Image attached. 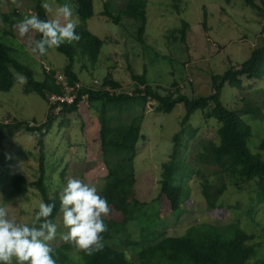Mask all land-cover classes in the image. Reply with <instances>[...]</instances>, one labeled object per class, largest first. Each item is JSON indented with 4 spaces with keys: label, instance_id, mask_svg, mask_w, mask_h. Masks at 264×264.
Instances as JSON below:
<instances>
[{
    "label": "rangeland",
    "instance_id": "obj_1",
    "mask_svg": "<svg viewBox=\"0 0 264 264\" xmlns=\"http://www.w3.org/2000/svg\"><path fill=\"white\" fill-rule=\"evenodd\" d=\"M147 1L145 43L140 44L137 41V27L132 21L123 19L117 25L101 16L106 7L111 14L118 15L127 0H93L96 15L87 22V29L105 43L95 69H84L80 75L82 80L92 81L91 84L99 81L100 89L102 80L111 73L122 84L120 92L134 95L139 86L132 82L128 69L131 66L137 74L146 71L148 84L165 89V94L168 91L174 93L177 90L174 84L177 83L184 94L208 96L213 92L210 73L222 74L231 65L246 61L252 51L263 44L264 0H254L256 8L250 7L244 0ZM21 2L23 6L16 7L12 0H0V42L14 48L18 59L33 69L39 79H43L44 69L46 73H64L68 61L64 55L56 49H50L46 56L38 57L29 50L27 40L19 37L13 23L16 24L34 11L29 1ZM205 11L208 15L207 30L203 25ZM4 12L12 24L5 22L2 16ZM183 22L190 25L184 41L181 38ZM76 66L77 71L80 68L83 70L81 64ZM25 85L18 82L10 92H0V123L5 119L12 124L13 120L43 123L48 118L47 101L36 93L26 94ZM221 100L232 109L240 107L243 100L252 101L260 107L261 118H246L253 134L249 146L254 154L259 153V143L264 138V80H244L242 89L227 86ZM134 103L132 108H128L127 104L124 107L120 105L115 113L110 114L112 133L105 144L100 138L99 112L90 103L81 105L78 112H59L45 138L46 184L50 196L60 197L69 178L94 183L102 196L108 165L122 179L134 181L136 199L148 204L143 214L125 230L134 240H139L143 228L157 222L160 226L158 229H167L168 236H180L198 224L224 226L240 222L247 233L256 235L254 240L249 241V244L256 246V256L250 263L264 259V203L257 201L253 187L250 185L240 190L225 177L228 189L221 198L223 208L210 209L202 197L203 182L209 181L216 186L221 183L219 167L196 161L203 144L219 143L217 121L205 119L204 113L197 111L188 122V126L197 133L192 139L188 133L183 135L182 150L199 175H194L187 183L189 198L186 210L189 218L176 222V216L166 199L158 198L163 178L162 166L170 160L174 148L173 138L182 129L185 108L179 105L171 114L165 115L157 112L158 103L155 101L148 102L145 107L140 102ZM143 114L144 120L140 124L141 131L135 148L124 146L116 132ZM132 140L128 139L127 142L130 144L134 142ZM0 154L5 163L0 179V206H7L10 215L18 221L31 223L39 203L44 201L36 188H30L24 196L12 195L9 178L23 175L31 182L38 179L40 155L36 134L26 131L7 133ZM261 154L264 159V152ZM248 211L251 212L250 216L247 215ZM55 223L59 232H67L63 227L62 214ZM51 243L53 247L71 244L59 236ZM112 244L118 249L121 247L117 238ZM80 252L74 249L73 259L80 257ZM129 256L135 259L132 252H129Z\"/></svg>",
    "mask_w": 264,
    "mask_h": 264
},
{
    "label": "trees",
    "instance_id": "obj_2",
    "mask_svg": "<svg viewBox=\"0 0 264 264\" xmlns=\"http://www.w3.org/2000/svg\"><path fill=\"white\" fill-rule=\"evenodd\" d=\"M27 1L33 5L32 9H34L29 14H37L44 20L49 19L48 13L41 7L44 0ZM55 1L59 4L66 2V0ZM244 1L252 8L257 7L254 0ZM67 2L72 3L74 13L78 17L79 24L76 32L81 39L73 44H63L56 50L68 60L64 67V73L70 83L80 82L82 88L73 105H63V113L78 112L82 97L88 95L89 103L99 112L100 138L102 144H105L112 133L110 114L115 113L120 105L124 107L125 104L129 105L128 103L131 102L128 108H132L136 104L135 101L142 103L145 107L148 102L155 101L158 103L157 112L165 115L171 114L177 106L183 105L186 114L182 121V129L173 138L174 148L170 160L162 166L163 178L160 182L161 192L158 198V200L165 198L171 212L176 216V222H182L189 218L186 210V202L189 198L187 183L194 175H199V172L193 169L184 157L182 138L186 133L191 139L195 137L197 131L188 126V122L195 112L201 111L204 113L205 119L213 118L217 121V133L220 139L218 144L215 142L203 144L202 152L196 160L203 165L220 168L221 183L219 185H212L209 181L201 184L202 197L207 206L212 210L223 208L224 203H221V198L228 189L227 181L235 184L240 190L251 185L256 193L257 201L264 203V159L261 154L264 152V138L259 143L260 152L254 154L249 146L253 137L252 128L246 121V118H261L263 116L261 109L254 102L248 100H243L240 107L232 109L223 104L221 100L223 90L227 86L242 89L244 80H264V40L261 46L252 51L246 61L231 65L222 74L210 73L213 92L208 96L184 94L177 83L174 84V87L177 86L174 93L168 91L165 94V89L154 88L148 84L146 71L143 74H137L131 66L128 69L132 82L139 86L134 95L120 92L122 84L111 73L102 80L103 84L100 86V90L98 86L101 83L94 87L91 84L92 81L85 82L80 77L87 67H91V70L95 69L105 43L104 40L87 29V22L96 15L94 2L93 0H67ZM147 6V0H127L124 9L118 15L111 14L106 7L101 12V16L111 19L117 25L123 19L132 21L137 27V41L144 44L148 21ZM177 9L179 10V8ZM2 16L5 22L12 24L6 12ZM207 20L208 15L205 11L203 25L206 30L208 29ZM189 27L187 22H183L181 36L183 41L187 37ZM262 31L264 32V28ZM36 38L42 37L37 34ZM78 64L82 65L83 70L80 68V71H77L76 65ZM17 73L27 78L25 93H36L48 104L49 93L60 94L62 92L61 87L55 83V71L49 73L44 71V78L39 79L33 69L18 59L14 48L0 42V92L8 93L17 85L18 81L15 79ZM54 109L55 107H49V116L43 123L13 120V124H5L2 121L0 123V147L7 133L16 134L26 131L36 134L37 149L40 155L39 177L34 182L29 181L23 175L10 177L11 194L24 196L30 188H36L45 203H55L56 208L50 217L55 223L56 218L61 214L59 211L60 199L50 196L46 184L47 169L45 166V138L57 119L52 114ZM143 120L144 114L136 118L135 122L133 121L116 132L124 146L135 148L141 131L140 124ZM189 127L191 130L188 131ZM128 139L134 142L129 144ZM4 166L3 155L0 154V179ZM106 167L107 175L104 179L102 196L108 200L112 212L109 217L105 218L108 230L103 234L104 249L92 256L80 252L82 259L75 262L72 251L76 248L72 244L53 247L57 264H252L250 261L256 256V246L249 244V241L254 240L256 235L247 233L240 222L224 226L208 223L193 225L180 236H168L167 229H158L160 226L157 222L153 226L148 225L143 228L139 234V240H134L133 236L127 234L125 230L130 223L143 214V210L148 204L141 203L136 199L134 181H126L118 175L116 170L108 165ZM247 215L250 216L251 212L248 211ZM159 230L161 232H157ZM116 238L119 240L120 249L112 244ZM262 238L264 240V231ZM129 252L134 254L135 259L129 256ZM253 264H264V259L256 260Z\"/></svg>",
    "mask_w": 264,
    "mask_h": 264
},
{
    "label": "clouds",
    "instance_id": "obj_3",
    "mask_svg": "<svg viewBox=\"0 0 264 264\" xmlns=\"http://www.w3.org/2000/svg\"><path fill=\"white\" fill-rule=\"evenodd\" d=\"M12 3L16 7L23 6L21 0H12ZM41 7L51 18L44 20L37 14H28L15 24L19 37L27 40L32 54L43 57L50 49L81 39L76 32L78 17L72 3L66 0L57 5L55 0H45ZM37 34L42 38L37 39ZM15 79L20 84L27 83L22 74H15ZM59 199L63 227L67 229L63 233L50 218L55 203L40 202L31 223L18 221L10 215L7 206H0V264H57L51 242L58 236L88 256L104 249L103 234L108 230L105 218L112 208L99 194L97 186L79 178H69Z\"/></svg>",
    "mask_w": 264,
    "mask_h": 264
},
{
    "label": "built area",
    "instance_id": "obj_4",
    "mask_svg": "<svg viewBox=\"0 0 264 264\" xmlns=\"http://www.w3.org/2000/svg\"><path fill=\"white\" fill-rule=\"evenodd\" d=\"M46 69H44L45 71ZM48 71V70H47ZM44 73V72H43ZM49 73V72H47ZM55 83L59 87H61L62 92L59 93H49V107L55 109L52 111V114L54 116H58L59 112L62 111V107L64 104L71 106L73 105L76 100L78 99L80 89L82 88V83L75 82L74 84H71L65 73L63 72H57L54 75ZM94 87L98 85V81H93ZM88 95H84L80 101V106L83 104L88 105ZM5 124H10L11 122L8 119L4 120ZM33 125V124H32Z\"/></svg>",
    "mask_w": 264,
    "mask_h": 264
},
{
    "label": "crops",
    "instance_id": "obj_5",
    "mask_svg": "<svg viewBox=\"0 0 264 264\" xmlns=\"http://www.w3.org/2000/svg\"><path fill=\"white\" fill-rule=\"evenodd\" d=\"M44 2H45V0H44ZM49 15V14H48ZM44 74V73H43ZM42 78H44V76L42 75Z\"/></svg>",
    "mask_w": 264,
    "mask_h": 264
}]
</instances>
